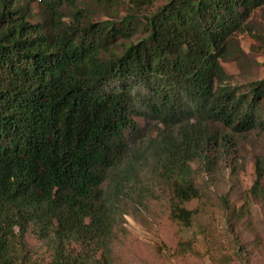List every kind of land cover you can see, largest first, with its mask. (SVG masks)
<instances>
[{"label": "trees", "instance_id": "16d2710c", "mask_svg": "<svg viewBox=\"0 0 264 264\" xmlns=\"http://www.w3.org/2000/svg\"><path fill=\"white\" fill-rule=\"evenodd\" d=\"M41 1V23L28 1H0V264H114L131 207L162 202L192 226L204 174L193 164L219 148L214 125L264 130V81L241 94L222 66L264 0H92L133 13L84 24L77 11L72 25L60 10L77 0ZM136 116L162 126L138 148ZM256 165L247 194L264 198Z\"/></svg>", "mask_w": 264, "mask_h": 264}, {"label": "rangeland", "instance_id": "374dc122", "mask_svg": "<svg viewBox=\"0 0 264 264\" xmlns=\"http://www.w3.org/2000/svg\"><path fill=\"white\" fill-rule=\"evenodd\" d=\"M25 1L31 5L30 21L43 22L47 17L43 2ZM132 9L128 2L108 7L77 0L75 7L64 4L60 13L66 25L73 24L77 11L82 12L84 24L121 23ZM144 36L140 30L131 42ZM229 51L222 60L229 84L241 94L249 93L254 84L264 81V6L233 37ZM134 119L142 130L131 143L137 148L162 128L141 116ZM212 131L221 138L219 148L207 160L193 164L204 174L202 198L187 204L197 211L192 226L173 223L162 202L152 201L137 211L131 207L116 228L114 264H264V198L247 194L258 180L257 160H264V130L260 127L239 134L216 124ZM26 241L39 255L47 251L45 243L32 233Z\"/></svg>", "mask_w": 264, "mask_h": 264}]
</instances>
